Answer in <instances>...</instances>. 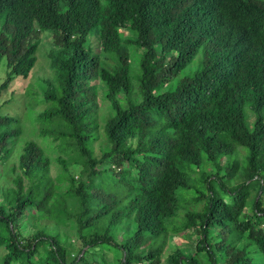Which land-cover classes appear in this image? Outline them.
Wrapping results in <instances>:
<instances>
[{"label":"trees","instance_id":"trees-1","mask_svg":"<svg viewBox=\"0 0 264 264\" xmlns=\"http://www.w3.org/2000/svg\"><path fill=\"white\" fill-rule=\"evenodd\" d=\"M48 29L64 56L53 61L58 85L45 95L38 134L69 156L80 180L59 156L57 180L69 185L56 196L50 157L37 141L24 143L14 187L0 202V264H100L93 256L101 253L90 251L106 246L120 252L116 264H162L165 220L181 209L179 190L198 180L203 189L185 202L201 209L174 229L196 228L195 247L177 248L167 264H264V0H0V99L30 75ZM93 32L96 50L87 46ZM132 45L141 51L137 75ZM98 79L111 110L99 157ZM19 122L0 109V164L22 133ZM193 166L198 178L189 177ZM238 174L244 179L230 185ZM44 215L73 219L78 253L46 227L22 234L26 218ZM244 238L258 255L239 245Z\"/></svg>","mask_w":264,"mask_h":264},{"label":"rangeland","instance_id":"rangeland-1","mask_svg":"<svg viewBox=\"0 0 264 264\" xmlns=\"http://www.w3.org/2000/svg\"><path fill=\"white\" fill-rule=\"evenodd\" d=\"M53 29H48L39 33V49L37 52V61L36 65L32 69L30 75L27 78L18 77L15 82L11 85L10 89L3 93L2 98L0 99V109L2 113H9L14 117L19 119L20 127L22 129L21 135L14 140L11 145L13 146L12 154L0 164V202H6V194L5 192L14 187L13 179L15 175L19 172L16 170L18 165L19 156L22 153V148L24 143L27 140H35L37 141L46 151V154L50 157L52 166H51V175L55 180L56 184H59V188H56V196H59L60 193L64 192L69 183L64 181L60 182L57 180L58 175L62 172L61 164L58 161V157H64L69 159L68 155H63L60 151L55 148V144H52L49 138H43L39 136V125L37 123V117L40 112H42L49 104L45 101V95L47 92L51 90L52 87H56L58 85V75L55 66L53 65V61L55 58H60L64 56V52L58 46H56L54 42V34ZM126 34L131 35L130 31H126L122 29ZM98 33L93 32L89 40L87 42L88 47H93L96 50L97 42H98ZM130 52L132 54V67L133 74L137 75L140 67V53L141 51L135 46H130ZM103 55V60L110 67L114 65V59L110 56L109 58L106 54L101 53ZM202 58V53H199L194 63L186 70L187 72L194 71L200 60ZM6 71L7 65L6 61L3 60L0 63V84L6 79ZM177 79L172 81V84H176ZM98 88H99V123H100V138L95 142V155L99 157L101 155V149L106 143V137L104 134V127L106 121L111 113L110 106L108 101L105 98V89L103 87L102 81L100 79L97 80ZM135 88L138 86L137 78L134 79ZM249 119L252 122L255 118V115L248 109ZM246 148H242L238 155V160L242 163L245 157ZM226 163V160H224ZM71 166V171L76 173L77 181L80 180V172L74 162L69 159V167ZM194 172H192L189 177L193 176L194 178H198L200 173L197 167H192ZM117 170V168H115ZM187 171V169H186ZM190 177V178H191ZM86 178V177H85ZM244 179L243 175L238 174L235 178H230L228 181L230 185H234L238 182H241ZM203 189V182L199 181L197 184L193 185L190 189L181 188L179 190V195L184 200L181 203V209L178 211L177 215L174 217H169L165 220V224L168 225L169 233L167 235V244L164 250V254L162 256V264H167V256L169 253L175 251L177 248H183L185 252L191 251L195 247V241L197 238L198 231L196 228H191L188 231H176L174 229L181 228L184 221L187 218L188 211H194L195 209H201V204L194 203H186L185 201L195 194L197 190ZM68 209L71 212L78 211V203L75 201L68 200ZM125 221L120 223L118 227H123ZM41 227H46L49 231L59 232L61 235V240L64 244H66L72 254L78 253L80 251L82 245L79 240V235L76 230V225L73 219H67L65 217L62 220H58L51 215L44 216H34L26 218L22 225L21 231L22 234L31 238L32 233L38 230ZM128 234L125 233L123 237H127ZM153 240H160L159 238H154ZM245 244H249L248 249L254 255H258L257 246L254 241L249 238H244L239 243L240 246H244ZM88 249V246L84 248L82 254ZM100 252L101 254L98 257L93 256L100 260V264H102V256L104 255L109 264H116L118 257L120 256V252L115 249L113 246L106 247H98L94 248L91 252ZM92 252V253H93ZM103 254V255H102ZM91 257V260L92 258Z\"/></svg>","mask_w":264,"mask_h":264}]
</instances>
